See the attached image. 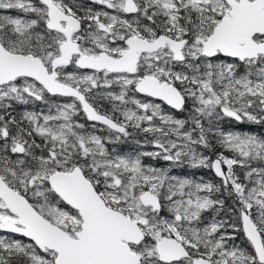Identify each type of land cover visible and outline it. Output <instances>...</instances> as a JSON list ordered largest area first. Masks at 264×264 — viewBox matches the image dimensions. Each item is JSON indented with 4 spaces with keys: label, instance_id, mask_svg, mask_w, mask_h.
<instances>
[{
    "label": "snow or ice",
    "instance_id": "6c2138e0",
    "mask_svg": "<svg viewBox=\"0 0 264 264\" xmlns=\"http://www.w3.org/2000/svg\"><path fill=\"white\" fill-rule=\"evenodd\" d=\"M0 264H264V0H0Z\"/></svg>",
    "mask_w": 264,
    "mask_h": 264
}]
</instances>
